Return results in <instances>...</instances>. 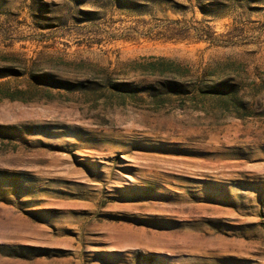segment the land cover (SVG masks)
I'll use <instances>...</instances> for the list:
<instances>
[{
    "label": "rangeland",
    "instance_id": "obj_1",
    "mask_svg": "<svg viewBox=\"0 0 264 264\" xmlns=\"http://www.w3.org/2000/svg\"><path fill=\"white\" fill-rule=\"evenodd\" d=\"M0 264H264V0H0Z\"/></svg>",
    "mask_w": 264,
    "mask_h": 264
}]
</instances>
